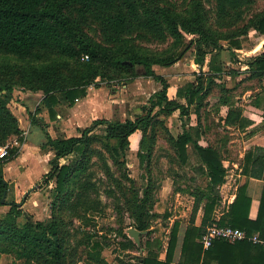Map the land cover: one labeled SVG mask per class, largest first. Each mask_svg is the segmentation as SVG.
<instances>
[{"label":"trees","instance_id":"1","mask_svg":"<svg viewBox=\"0 0 264 264\" xmlns=\"http://www.w3.org/2000/svg\"><path fill=\"white\" fill-rule=\"evenodd\" d=\"M210 1L215 6L213 21L203 0H192L184 11H178L162 0H0V54L4 57L0 60V148L10 137L23 133L19 118L9 105L16 86L43 91L42 102L50 116H55V106L62 100L72 106L87 96L89 85L100 87L101 80L133 78L139 74L138 66H143L146 75L162 84L135 119L96 118L80 130V135L61 137L52 136L47 124L40 123L47 138L42 148L50 147L54 151L49 160L50 170L44 175V181H55L51 214L46 219L33 220L29 214L30 218L26 216L21 220L26 215L22 202L6 198L2 201L10 188L4 177V166L17 157V147L0 157V203L10 206L0 216V254H9L23 264H78L83 255L91 263L109 264L102 254L105 244L97 238L94 229L87 231L78 226L73 231L74 219L85 217L84 212L93 208L90 201L96 187L87 173L94 149L93 131L104 125L107 150L118 163L135 132L164 124L160 114L170 115L179 110L186 128L176 136L171 135L169 140L184 163L191 144L200 161L198 169L208 178L206 188L196 191L194 213L205 200L202 223L197 225L195 217L189 221L179 263L264 264V248L249 240L229 242L218 239L208 249H204L199 241L205 227L215 222L214 212L221 198L219 185L226 180L227 168L217 146L199 143L204 129L200 117L198 124L190 127L191 106L195 105L194 112L199 114L205 99L217 87L222 92L223 103H229L230 89L222 77L224 74L233 77L241 74L244 65L247 66L244 71L248 73L245 78L264 76V50L245 58L235 51L243 48V40L252 30L264 34V10L248 15L257 0ZM91 30H96L99 38ZM186 33L192 35L194 61L199 71L195 73V81H187L177 89L178 98H170L169 81L156 72L154 65L171 66L181 59L186 48L179 50V47L183 46ZM168 38L173 39L174 50L158 52L144 45ZM224 49L230 51L232 61L241 67L227 66L220 61ZM263 93L258 97H263ZM241 115L240 109L231 107L225 121L242 125ZM29 116L31 122L37 121L30 111ZM73 154L76 156L74 162L62 163L63 158ZM103 164L112 180H116L109 165ZM242 168L248 178L263 180L257 217L249 216L252 197L245 182L238 186L235 199L218 223L239 227L248 233L259 231L264 236V146L250 148L245 153ZM150 184L149 181L143 195L136 187L129 189L125 203L134 218L132 225L148 234L152 232L149 220L155 215L151 211L153 188ZM106 192L115 196L111 188ZM180 224L175 220L170 227L164 258H161L163 243L159 238H148L145 246L138 245L133 239L125 243V246L134 244L138 249H147L142 259L133 264H174ZM80 231L85 233L84 239L74 241ZM15 260L9 264H15Z\"/></svg>","mask_w":264,"mask_h":264},{"label":"rangeland","instance_id":"2","mask_svg":"<svg viewBox=\"0 0 264 264\" xmlns=\"http://www.w3.org/2000/svg\"><path fill=\"white\" fill-rule=\"evenodd\" d=\"M191 1L162 0V3L174 7L178 11H184L189 7ZM203 1L209 11L210 20L213 21L215 17L214 3L210 0ZM259 10H264V0H257L248 11V15ZM91 33L99 38L96 30H91ZM256 33L252 30L249 36L243 40V48L235 50L239 57H249L247 53L252 49L256 50V53L264 50V45H258L264 38ZM192 39L191 34H185L183 46L179 47V50L186 48L185 53L173 65L167 68L161 65H154L156 72L165 74L164 77L169 81L170 87L168 93L170 98H178L176 94L177 89L187 81L193 79L195 76L192 75H195L199 71V66H192L191 64L195 58ZM223 43L227 44L226 41H223ZM144 45L158 52H166L176 48L173 45L172 38H168L163 42H146ZM2 59L4 57L0 54V60ZM220 61L227 66L241 67V65L232 61L231 53L228 49L221 51ZM204 69H207V66ZM137 71L139 74L133 78L116 77L110 80H101L100 87L89 85L87 96L91 94L89 98L92 99L91 103L93 107L91 109L87 108L88 110L85 112L87 117L81 122L83 126L77 128L70 126L72 133L74 135H80V130L91 125L96 118L124 121L126 119H135L141 114L143 112L142 106L148 103L151 95L159 90L162 84L154 77L146 75L143 66H138ZM242 77H244L242 73L234 77L231 74H224L222 77V80L230 87L229 95L231 101L236 105L246 103V97L249 98L248 95L250 94V91L247 90L253 91V94H257L260 88L264 90V84L257 79L253 81H242L240 80ZM221 93L217 87L205 99L203 106L199 109V114L193 112L196 106H191L190 127L196 126L198 124V118L200 117L205 138L209 137L208 139L214 141L213 143L216 144H224L225 148L220 150L222 157L237 159L239 149H242V136L239 131L233 130L230 128L232 126L224 121L223 117L227 112V105L223 104L220 97ZM43 96V91H32L22 86H16L13 91V97H17V102H22L25 105L29 104L28 110H22L23 118L22 116L21 118L18 117L20 126L21 124L23 125V122L28 123L30 121V111L33 117L37 119L32 125L39 121L40 123L44 122L47 124L48 131L52 136H69V133L60 130V119L62 116H67L70 107L75 106L77 103L70 106L66 101L62 100L55 106L56 115L50 116L48 109L42 102ZM18 97L26 98L22 100ZM32 97H37V100ZM180 100L184 103L186 102L183 98H180ZM9 105H11L12 109L14 108V111L16 110L13 102L10 101ZM90 111L92 112L90 113ZM159 118L163 119L164 124L150 126L146 131L138 130L130 137V143L122 156H119L118 163L114 162L107 150L104 125L97 127L93 131L94 143L92 147L94 149L87 172L90 177L89 180L96 187V192L92 193L90 201L93 208L84 212L85 217L74 219L75 226L73 231H76L79 228L78 226L85 228L87 231L94 229L97 233V238L101 239L105 244L102 254L109 264H133L140 261L147 252L145 247L138 249L134 244L125 246V243L133 239L128 233V228L133 226L134 218L130 216V213L127 211V205L125 204L129 198V189L136 187L140 191V195H143L150 181V185L153 188V210L151 211L155 215L149 220L152 232L150 234L147 231L144 232L140 237L139 244L142 243L145 246L148 238H159L163 243L161 251V256H163L168 243V234L171 225L175 220H179L181 223L180 232L182 233L184 231L190 219L195 215L196 191L205 189L207 186L208 178L198 169L200 161L193 150V146L191 144L189 145L187 162L184 163L180 160L175 146L169 140L171 135L176 136L186 128L179 110H176L170 115L160 114ZM43 133L44 138L41 139L42 141H46L45 132ZM41 135L40 130L34 128L31 134H27L26 137L28 136L27 138L30 142L34 139V142ZM26 137L24 138L22 146L17 148V158L13 159L14 161L12 163H15L9 169L10 171L13 170V173L9 174L10 171L7 168L8 163L4 166L5 179H7L6 177L14 176L17 180L16 187L14 184L9 185L8 195H5L4 199L22 202V208L26 212V215H23L21 220H24L26 216L30 218V215L33 220H43L51 214V201L55 195V181H44L45 173H43L40 179L32 182L29 187L25 189L18 187V184L21 185L22 181H24L25 175L21 176L20 170L16 168L17 164L23 163L24 166H28V173L32 174V176L33 174H40L49 165V161L45 158L39 160L36 156L32 157V164L30 165V156L22 154L27 139ZM48 150H51L50 147L42 148L41 151L48 152ZM26 152L31 154L30 149H27ZM52 156H54V151ZM75 157L73 154L63 158L61 161L62 163H72L75 161ZM103 162L109 165L113 179L116 180H112L111 175L105 171ZM122 162L124 164H121ZM226 168L227 174H229L227 180L229 181V185L233 186L229 189L233 190L236 183L234 182V177L231 176L233 171L229 172L228 169L234 167L228 165ZM27 177L28 174L26 173ZM221 185H219L220 191ZM107 188L113 189L115 198L107 194ZM120 189L125 190L122 191ZM37 191L40 193L38 194L41 196L40 199L45 201V203L35 206L38 199L35 196ZM9 207V204L0 203V209L8 210ZM84 236L85 233L80 231L74 238V241L77 239L83 240ZM179 251L180 248L178 246L176 249L178 256L180 254ZM13 260H15L14 257L9 254H0V264H9ZM15 264H23V261L15 260ZM78 264L96 263L89 262L85 258V255H83Z\"/></svg>","mask_w":264,"mask_h":264},{"label":"crops","instance_id":"3","mask_svg":"<svg viewBox=\"0 0 264 264\" xmlns=\"http://www.w3.org/2000/svg\"><path fill=\"white\" fill-rule=\"evenodd\" d=\"M254 31L257 32L256 30H254ZM259 35H261L264 38V34H259ZM258 45L259 46L264 45V40L261 41ZM260 52H262V51H260ZM260 52H258V53H260ZM258 53H256V50L252 49V50L248 51L247 55L250 57V56H253V55L258 54ZM191 64H192V66L197 65L194 60L191 62ZM167 67H169V66H165V68H167ZM246 67L247 66L244 65L242 68V70H243L242 75H244V77H242V79H240V80H242V81H245V80L253 81V80L257 79L258 81H260L264 84V81H262V80H264V76L262 78H253V79L245 78L246 75L248 74L247 71H244V69H246ZM193 70H197V69H193ZM163 75L165 76V74H163ZM192 76H195V75H192ZM195 80H196V76L193 79H191L190 81H195ZM227 87L230 88L228 85H227ZM247 91H250V94L248 95L249 98L246 97V103H243L242 105H236L234 102L231 101V98H230L229 103L226 104L227 105V111L229 108L232 107V108H238L242 112V115H241L242 125H239L238 122L233 123V124H229L232 126L230 128L240 132V135L242 136V149H239V155H238L237 159L224 158L223 157V164L225 167H227L228 165L234 167V168H229L228 171L229 172L233 171L231 176L234 177V182L236 184L234 185L233 190L229 189V188H232L233 186L229 185V181L227 180L229 174H227L226 175L227 181H225L220 186L221 198H220L219 203L216 206V209L214 212L215 222H219L221 217L228 210L229 205L232 203V201L236 197L238 186L241 184H244L245 182H247V184H248V187H247L248 188L247 189L248 194L252 197V205H251L249 216H250V218L255 219L257 217V214H258L260 198H261V194H262V190H263V180L259 179V178H254V177L248 178V176L243 173L242 165H243L245 153L250 148L254 147L255 145L264 146V96H263L264 93L261 95L263 97H258V95H260V93L264 92V90L262 88H260V90L258 89V92L256 91L257 94H253V91L251 92V90H247ZM89 97H91V94L89 96H85L83 98L78 99L76 101L77 104H75V106L70 107V111L68 112L67 116H65V117L60 116L61 117V119H60L61 129L60 130L62 132H67V133H69V135H74L72 133V129H70L71 128L70 126H74L75 128L83 126L81 124V122H83L87 117V114L85 113L86 110H88L89 108L91 109L93 107L92 103H91L92 99H90ZM16 98L17 97H12V100H11V102H13V104L16 106L15 107L16 110L14 111V108L12 109L11 105H10V107H11L13 113L17 117L21 118V116H22V118H23L24 115H23L22 110L23 109L25 111L28 110L29 104L25 105L22 102H17ZM18 98L24 100L26 97H18ZM32 98L36 99L37 97H32ZM25 103H26V101H25ZM96 103H97V101H96ZM223 104H225V103H223ZM91 112L92 111H90V113ZM226 116H227V112L223 117L224 121H225ZM28 123L23 122V125L21 124V128L23 129V132L27 131V134L30 135L31 132L34 130V128H38V130H40L42 135L40 137H38L37 140L34 142H33L34 139L32 140V142H30V140H28V138H27L28 136H27L22 154H24V155L27 154L28 156H30V159H31L30 165L32 164V157L33 156L38 157L39 160L45 158L47 161H49L53 157L52 156L53 151L52 150H48V152L41 151L42 145L46 141H42V139H41V138H44V133H43L44 130L41 131V129H43V128H42V126H40L41 125L40 121L33 124V125H32L33 122H31V120L28 121ZM225 123H226V121H225ZM243 124H245V125H243ZM29 126H30V128H29ZM54 137H56V136H54ZM208 138H205V135L203 133L199 138V143L203 146H207L208 144L214 142V141H210ZM213 144H215V146H217L220 150H223L225 148L223 143H220V144L213 143ZM27 149L31 150V154L26 152ZM12 161H14V160H12ZM12 161L8 162V166H7L8 170L15 163V162L12 163ZM16 168L20 170L19 172H20L21 176L25 175L24 181H22L21 185L18 184V187L20 189L21 188L25 189V188L29 187L32 182L39 180L40 177L43 175V173H47L50 170V164L47 166V169L40 172V174H33V176H32V174L28 173V170H27L28 166H24L23 163L17 164ZM12 173H13V170L9 172V174H12ZM26 173L28 174L27 178H26ZM12 177L14 178V176H12ZM12 177H6L7 178L6 180L9 181L10 184H14L16 187L17 180H16V178H14L15 179L14 180ZM227 190H229V191H227ZM38 194H40V193L37 191L35 193V196L38 199L36 202L37 204L35 206H38L39 204L45 203V201L40 199L41 196ZM204 205H205V200L200 202L198 211L194 215V217H195L194 220H195V223L197 225H200L202 223V219L204 216ZM6 211H7L6 209H0V216H3ZM31 213H34V212H31ZM197 215H198V218H197ZM186 227L182 233L181 232L179 233L178 246L180 248V251H179L180 254L178 256L177 253H175L174 264H180L179 259H180V255H181V246H182V241H183V237H184ZM164 257H165V252H164L163 256H161V258H164Z\"/></svg>","mask_w":264,"mask_h":264},{"label":"built area","instance_id":"4","mask_svg":"<svg viewBox=\"0 0 264 264\" xmlns=\"http://www.w3.org/2000/svg\"><path fill=\"white\" fill-rule=\"evenodd\" d=\"M26 135L27 131L20 135L10 137L7 142L1 146L0 157L3 158L8 155L13 148L21 147L24 141L21 137L25 138ZM218 239L229 242L249 240L253 244L260 245L264 248V236H262L259 231L248 233L246 230L239 227H234L229 224H219L218 222L207 225L199 237V241L202 243L204 249L211 247Z\"/></svg>","mask_w":264,"mask_h":264},{"label":"water","instance_id":"5","mask_svg":"<svg viewBox=\"0 0 264 264\" xmlns=\"http://www.w3.org/2000/svg\"><path fill=\"white\" fill-rule=\"evenodd\" d=\"M39 186V185H38ZM2 201H4V198L2 199ZM146 232V231H142V230H139L137 229L136 227L134 226H131L128 228V233L130 234V236L133 237L134 241L139 244L140 243V237L141 235Z\"/></svg>","mask_w":264,"mask_h":264}]
</instances>
